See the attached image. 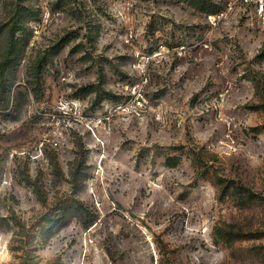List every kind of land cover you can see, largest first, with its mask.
<instances>
[{
  "label": "rangeland",
  "instance_id": "rangeland-1",
  "mask_svg": "<svg viewBox=\"0 0 264 264\" xmlns=\"http://www.w3.org/2000/svg\"><path fill=\"white\" fill-rule=\"evenodd\" d=\"M228 1L0 0V264H264V22Z\"/></svg>",
  "mask_w": 264,
  "mask_h": 264
},
{
  "label": "built area",
  "instance_id": "built-area-1",
  "mask_svg": "<svg viewBox=\"0 0 264 264\" xmlns=\"http://www.w3.org/2000/svg\"><path fill=\"white\" fill-rule=\"evenodd\" d=\"M235 1H238L242 5L250 6L255 18H257V20L260 22H264V0H229L227 3V8L220 10L216 15L223 16L226 14L227 11L232 9L233 3Z\"/></svg>",
  "mask_w": 264,
  "mask_h": 264
},
{
  "label": "trees",
  "instance_id": "trees-1",
  "mask_svg": "<svg viewBox=\"0 0 264 264\" xmlns=\"http://www.w3.org/2000/svg\"><path fill=\"white\" fill-rule=\"evenodd\" d=\"M220 8H217V7H215V8H212V9H208L207 11L208 12H215V11H217V10H219ZM81 202H78L77 200H76V202H75V206L76 207H80L81 206ZM228 235H231V234H229V232L227 233ZM235 235H238V234H235Z\"/></svg>",
  "mask_w": 264,
  "mask_h": 264
}]
</instances>
